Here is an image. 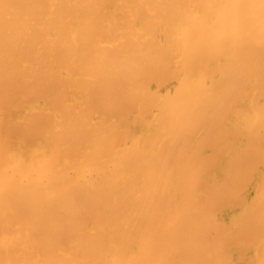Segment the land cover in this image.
I'll return each instance as SVG.
<instances>
[{
    "label": "bare ground",
    "instance_id": "6f19581e",
    "mask_svg": "<svg viewBox=\"0 0 264 264\" xmlns=\"http://www.w3.org/2000/svg\"><path fill=\"white\" fill-rule=\"evenodd\" d=\"M0 264H264V0H0Z\"/></svg>",
    "mask_w": 264,
    "mask_h": 264
}]
</instances>
